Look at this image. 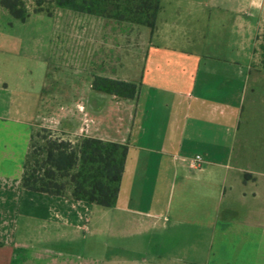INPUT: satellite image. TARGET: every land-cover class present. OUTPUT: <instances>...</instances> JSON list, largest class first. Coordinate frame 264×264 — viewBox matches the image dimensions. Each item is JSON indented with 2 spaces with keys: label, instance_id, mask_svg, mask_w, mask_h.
Wrapping results in <instances>:
<instances>
[{
  "label": "crops",
  "instance_id": "0c3cea01",
  "mask_svg": "<svg viewBox=\"0 0 264 264\" xmlns=\"http://www.w3.org/2000/svg\"><path fill=\"white\" fill-rule=\"evenodd\" d=\"M160 6L134 60L98 16L0 5V264H264V110L244 111L264 0ZM38 128L126 146L114 206L20 188Z\"/></svg>",
  "mask_w": 264,
  "mask_h": 264
},
{
  "label": "trees",
  "instance_id": "16d2710c",
  "mask_svg": "<svg viewBox=\"0 0 264 264\" xmlns=\"http://www.w3.org/2000/svg\"><path fill=\"white\" fill-rule=\"evenodd\" d=\"M48 3L51 7L45 6ZM11 16L25 21V0H0ZM95 15L104 29L128 40L140 26L153 30L160 0H34L33 12L51 14L52 8ZM264 56V45H263ZM92 87L106 93L132 98V82L96 76ZM127 148L123 144L90 137L63 139L51 130H32L22 164V189L111 207L116 203Z\"/></svg>",
  "mask_w": 264,
  "mask_h": 264
},
{
  "label": "rangeland",
  "instance_id": "374dc122",
  "mask_svg": "<svg viewBox=\"0 0 264 264\" xmlns=\"http://www.w3.org/2000/svg\"><path fill=\"white\" fill-rule=\"evenodd\" d=\"M25 5L26 8L28 9V12L30 14L33 13L31 1L28 0L27 2L25 0ZM44 5L51 7L48 3H45ZM33 22L34 21L32 20L29 21V23H33ZM36 25L37 24H34V27ZM28 29H27V36L30 37L31 30ZM44 31L45 30H43V33L40 37L42 41H44L45 39ZM148 31H149L148 27L140 26L134 32H132L133 34L132 33L130 34V37L134 35V60L139 58L138 54L140 55L136 42H145L146 39L145 36L148 34ZM56 39H58V37ZM128 41H130V38ZM109 42H112V40H109ZM126 44L127 43L125 41L122 42L121 44L123 52L126 49ZM263 45H264V26H262L258 30L255 38V45L253 49L254 57L250 66V77L248 79V87L245 96L244 111H248V110L252 111L253 109L254 110L259 109L260 105L262 107L261 110H264V56H263V48H262Z\"/></svg>",
  "mask_w": 264,
  "mask_h": 264
},
{
  "label": "built area",
  "instance_id": "2783aa9c",
  "mask_svg": "<svg viewBox=\"0 0 264 264\" xmlns=\"http://www.w3.org/2000/svg\"><path fill=\"white\" fill-rule=\"evenodd\" d=\"M200 161H201V157L195 156V158L192 160V164L197 166Z\"/></svg>",
  "mask_w": 264,
  "mask_h": 264
}]
</instances>
